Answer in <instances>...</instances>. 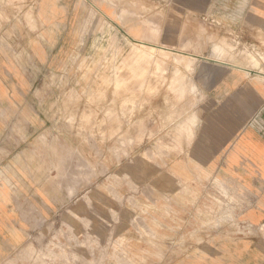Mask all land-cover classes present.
<instances>
[{
  "label": "rangeland",
  "instance_id": "rangeland-1",
  "mask_svg": "<svg viewBox=\"0 0 264 264\" xmlns=\"http://www.w3.org/2000/svg\"><path fill=\"white\" fill-rule=\"evenodd\" d=\"M78 2L70 67L40 71L30 87L2 56L40 48L34 35L49 22L29 0H0V89L40 97L18 101L8 119L21 126L22 147L6 149L0 163V264H242L226 250L243 243L264 253V223L243 217L258 196L221 178L177 175L172 156L184 149L171 143L191 109L204 106L189 102V44L264 61V41L252 34L264 0Z\"/></svg>",
  "mask_w": 264,
  "mask_h": 264
},
{
  "label": "crops",
  "instance_id": "crops-1",
  "mask_svg": "<svg viewBox=\"0 0 264 264\" xmlns=\"http://www.w3.org/2000/svg\"><path fill=\"white\" fill-rule=\"evenodd\" d=\"M29 2L35 6L36 15L42 7L40 19L49 22V26L42 27L41 34L34 35L40 48L33 51L30 47L28 50L12 47L5 50L2 57L11 58L13 68L31 87L36 84L40 71L53 74L68 70L72 56L79 51L78 40H73L74 29L84 15L81 10L83 2L78 0ZM255 14L262 23L258 31L252 30V34L259 33L264 41L263 14ZM257 47L264 54L260 43ZM189 48V102L193 101L192 96L199 97L204 106L196 104L179 137H173L171 143L174 149H184V155L174 152L172 159L177 165L182 163L187 167L184 169L176 165L175 172L180 175L186 170L188 181L221 178L234 182L244 193L258 196V209L246 211L243 217L255 226L261 225L264 223V61L260 57L254 61H241L234 57L227 60L228 57L217 54L212 48L200 51L197 47L193 49L192 44ZM2 69L8 83H18L8 67L2 66ZM38 99L40 97L36 93H4L0 89V133H4L0 138V163L8 159L5 156L8 150L16 151L22 147V138L16 134L18 131L22 133L21 126L8 122L13 116L10 113L16 106L19 109L18 101L24 100L30 106V102L35 104ZM41 99L46 101L47 97L42 96ZM9 131L12 135L6 137ZM24 145L29 148L30 140L24 141ZM15 159L14 155L12 160ZM5 218L4 207L0 205V259L5 253ZM256 247L250 243L232 246V250H226L230 253L227 260L263 264L264 253Z\"/></svg>",
  "mask_w": 264,
  "mask_h": 264
},
{
  "label": "bare ground",
  "instance_id": "bare-ground-1",
  "mask_svg": "<svg viewBox=\"0 0 264 264\" xmlns=\"http://www.w3.org/2000/svg\"><path fill=\"white\" fill-rule=\"evenodd\" d=\"M119 81H121V80H119ZM122 82V81H121ZM118 84V83H117ZM119 85V84H118Z\"/></svg>",
  "mask_w": 264,
  "mask_h": 264
}]
</instances>
